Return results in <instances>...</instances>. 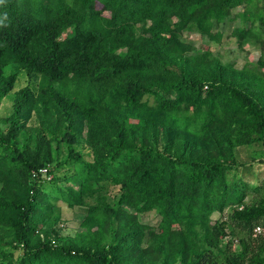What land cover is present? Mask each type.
I'll list each match as a JSON object with an SVG mask.
<instances>
[{"label":"trees","instance_id":"obj_1","mask_svg":"<svg viewBox=\"0 0 264 264\" xmlns=\"http://www.w3.org/2000/svg\"><path fill=\"white\" fill-rule=\"evenodd\" d=\"M0 19V106L37 81L0 118V264H264L239 155L264 145V0H3ZM235 20L255 64L182 39ZM58 201L85 209L72 237Z\"/></svg>","mask_w":264,"mask_h":264},{"label":"rangeland","instance_id":"obj_2","mask_svg":"<svg viewBox=\"0 0 264 264\" xmlns=\"http://www.w3.org/2000/svg\"><path fill=\"white\" fill-rule=\"evenodd\" d=\"M237 11H240V9H237L234 12L236 13ZM238 25V20H235L225 21L223 24L216 27L215 30L222 33V40L219 43H209L207 39L196 33L184 34L182 39L183 41L191 44L195 48L196 52H200L204 45H208L212 49L213 55L218 57L222 62L233 61L235 64V68L240 69L244 67L247 62L255 64L259 59L261 52L252 44V42H248L242 48L237 46L235 38H233L230 34L232 33V30L234 28L238 27ZM10 71L11 67H6L4 69L5 74H8ZM36 83V80L27 77L24 72L19 74L13 91L2 100V104L0 106V118H4L10 114L12 101L15 96L14 92L28 85L35 86ZM250 149L253 152H251ZM250 149L244 148L239 150V155L241 157L240 159L243 162L251 161L252 158L256 159L253 160V162H256L254 164V172L257 174V181L264 184V145L252 146ZM260 158H262L263 162L259 164L257 160ZM252 181L256 180L253 179L251 180V182ZM110 194H116L114 189H111ZM56 205L57 207L55 209V215L59 216L60 218L59 222L56 224V227L60 229V235L64 237L74 236V234L80 230L79 224L85 214V209L79 207L68 209L66 205L61 201H58ZM216 219H218V215L213 214L212 220L214 221ZM140 221L144 224L155 227L157 225L158 218L155 216V214L151 213L145 216H141ZM233 240L234 243H237L236 239Z\"/></svg>","mask_w":264,"mask_h":264},{"label":"built area","instance_id":"obj_3","mask_svg":"<svg viewBox=\"0 0 264 264\" xmlns=\"http://www.w3.org/2000/svg\"><path fill=\"white\" fill-rule=\"evenodd\" d=\"M42 172H44V171H42ZM259 232H260V228L257 227V228L255 229V233H259Z\"/></svg>","mask_w":264,"mask_h":264},{"label":"clouds","instance_id":"obj_4","mask_svg":"<svg viewBox=\"0 0 264 264\" xmlns=\"http://www.w3.org/2000/svg\"><path fill=\"white\" fill-rule=\"evenodd\" d=\"M0 3H3V0H0ZM4 19H6V17ZM2 23H3V20L0 19V24H2Z\"/></svg>","mask_w":264,"mask_h":264}]
</instances>
